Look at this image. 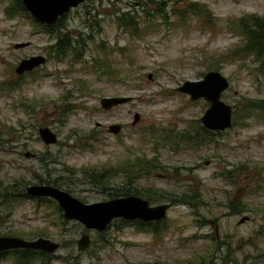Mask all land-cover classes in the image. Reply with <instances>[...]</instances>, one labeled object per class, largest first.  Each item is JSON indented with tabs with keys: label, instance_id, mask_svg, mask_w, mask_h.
I'll return each instance as SVG.
<instances>
[{
	"label": "rangeland",
	"instance_id": "1",
	"mask_svg": "<svg viewBox=\"0 0 264 264\" xmlns=\"http://www.w3.org/2000/svg\"><path fill=\"white\" fill-rule=\"evenodd\" d=\"M16 1L0 0V83L18 84L0 90V194L14 179L30 184L38 183L37 175L59 176L82 202L107 200L113 190L91 184L85 172L145 157L159 165L145 173L143 164L135 187L199 194L204 203L150 201L170 204L158 233L116 220L97 232L63 222L47 202L0 197V236L59 242L48 264H264V110L208 135L199 119L209 103L176 90L214 69L229 80L221 99L232 108L248 99L264 101V73L253 56L229 55L246 41L239 19L264 16V0H84L63 15L68 39L83 33L85 48H74L81 50L77 59L70 51L51 52L52 37ZM122 12L133 16L137 31L119 25ZM25 41L29 45L14 48ZM36 54L46 62L18 78L17 62ZM124 95L132 100L100 107V98ZM109 124L121 129L109 132ZM44 126L56 134L55 143L41 140L37 131ZM27 151L35 156L25 157ZM123 176L111 175L108 185L119 187ZM240 203L245 210H233ZM82 231L91 243L78 252ZM6 255L0 264H14Z\"/></svg>",
	"mask_w": 264,
	"mask_h": 264
},
{
	"label": "water",
	"instance_id": "2",
	"mask_svg": "<svg viewBox=\"0 0 264 264\" xmlns=\"http://www.w3.org/2000/svg\"><path fill=\"white\" fill-rule=\"evenodd\" d=\"M84 0H21L25 10L40 23L55 24L70 9L78 6ZM29 45L28 41L15 43L14 48H23ZM45 56L36 54L21 59L15 67L16 74H22L40 67L45 62ZM229 87V80L219 70H209L199 80H185L176 90L185 93L190 100L203 99L209 103L200 117L201 125L210 131H222L232 124V106L221 99L222 93ZM130 96H105L100 98V107L109 110L112 107L130 102ZM138 115H134V122ZM119 124H109L108 131L117 134ZM38 135L45 144H53L57 136L47 126L38 128ZM32 158L33 153H24ZM25 192L32 197H46L55 201L61 209L63 218L78 222L87 230L103 231L114 219L160 221L170 207L169 203L152 205L142 197L136 195L112 197L103 201L85 203L68 191L45 183H30ZM241 218L240 221H243ZM91 243V237L81 232L76 240V250L83 251ZM60 248V243L49 238L39 236L27 240L18 236H0V252L11 249H32L54 254Z\"/></svg>",
	"mask_w": 264,
	"mask_h": 264
},
{
	"label": "trees",
	"instance_id": "3",
	"mask_svg": "<svg viewBox=\"0 0 264 264\" xmlns=\"http://www.w3.org/2000/svg\"><path fill=\"white\" fill-rule=\"evenodd\" d=\"M18 5L19 11L29 15L25 8L23 7L21 0H17L15 2ZM189 7L193 11H198L199 8L196 6L195 3H191ZM8 13V11H7ZM31 16V15H30ZM32 17V16H31ZM180 17H183V14L180 15ZM33 18V17H32ZM34 23L39 26L44 32H46L49 36L52 37L54 43L50 45L51 52H56L60 55L65 54L66 52L70 51L72 55H74L73 58L77 59L81 55V50L74 49V46H70V41L68 39V35L66 33H62L63 29V21L64 16L59 17L55 24L53 25H46L44 23L37 22L34 18ZM116 21L119 23V25L127 30H130L131 32H135L138 29L137 23L133 20V16H130L129 12H122L116 17ZM238 25L242 32L246 35V41L242 44L237 46L234 49H231L229 52V55L231 56H242V55H252L254 61L257 63L258 69L261 71V73H264V16L258 17V16H244L241 17L238 21ZM150 27V26H149ZM151 28V27H150ZM154 28V26H153ZM85 42H81L77 47L84 48ZM54 48V49H51ZM100 65L102 66L103 63L100 61ZM106 71L107 75L113 76L115 73L112 70V67L107 64L106 65ZM38 70V69H37ZM31 71L29 74L33 75L35 71ZM20 78V77H18ZM82 81V80H81ZM80 82V81H79ZM5 84V85H4ZM81 87L86 88L85 83H80ZM18 86L16 82L12 81H5L0 83V90L8 88V89H14ZM239 108H241V113L239 111ZM264 110V101L262 100H251L248 99L245 104H242V106H234L232 108V124H237L239 120H245L248 117L251 116L252 110ZM252 111V112H251ZM202 132L204 134L211 135L213 134L211 131L205 129L203 126H200ZM145 157H136L131 160H127L125 163L127 165L122 166L119 165L115 167L114 169L108 168V169H102L100 171H94V170H88L87 173L85 172V175L88 179V181L91 184L94 185H101L104 188L112 189L113 192L110 194L112 197H118V196H128V195H136L142 198L147 199L149 202L153 201L155 199H164L167 198L170 200L171 203H188V204H194V205H201V203H204L203 200H201V196L199 194L194 195H187L186 193L182 194H173V193H154L150 192L149 190H140L139 188L135 187L133 185L135 176H138L142 173L141 166L145 165V173H148L150 170L156 168L159 163L156 158L153 160H146ZM144 167V166H143ZM121 173V175H124L123 177H126V181L122 183L119 187H110L108 185L109 178L111 175L116 176L117 174ZM38 183H45V184H51L53 186H57L59 188H62L68 192H70V189L63 188L62 183L60 182V177L57 176L53 179H46L42 178L41 176L37 175L35 176ZM29 182L24 179H14L12 182L8 183L5 186H2V192L0 194V197L3 199H6L8 203H10L12 200H24V199H34L37 202H47L53 206L55 211L57 212L59 218L63 222H67L68 220L63 218L61 209L57 206L55 201L46 198V197H32L29 196L25 192V187ZM170 205V204H169ZM245 206L240 203L239 209H235L233 207V210L235 211H244ZM166 217V216H165ZM165 217L160 221H140V220H124V219H114L113 221H120L122 224H127L129 222H133L135 226H137V229L139 230H148L152 232L158 233L160 230V224L163 220H165ZM112 221V222H113ZM110 226V225H109ZM108 226V227H109ZM107 227V228H108ZM106 228V229H107ZM98 232V231H97ZM101 232V231H100ZM12 235V234H11ZM14 236V235H12ZM71 241L74 240L73 237H71ZM73 243V242H71ZM61 247V244H60ZM8 254L11 255L13 258L14 264H34L36 261H40L41 264H48L51 263L52 258L54 257L51 253H46L43 251L38 250H32V249H11L7 251H1L0 252V261L4 259ZM189 263V262H188ZM192 264V263H189Z\"/></svg>",
	"mask_w": 264,
	"mask_h": 264
},
{
	"label": "flooded vegetation",
	"instance_id": "4",
	"mask_svg": "<svg viewBox=\"0 0 264 264\" xmlns=\"http://www.w3.org/2000/svg\"><path fill=\"white\" fill-rule=\"evenodd\" d=\"M83 3V2H82ZM80 5V4H79ZM77 7V6H76ZM63 17V16H62ZM47 25V24H46ZM53 25V24H52ZM64 31L62 30V33H63ZM64 33H66V32H64ZM67 34V33H66ZM69 35H71V36H73V40H70L69 39V41H70V46L72 47V46H74L75 48H78L77 47V45H79L80 43H81V41H85L84 40V38H82V35H83V33H75V34H69ZM85 36H87V35H85ZM90 36H87V38H89ZM84 48H85V46H84ZM51 49H54V48H51ZM41 55V54H40ZM32 56V55H31ZM44 56V55H43ZM27 57H29V56H27ZM27 57H23V58H27ZM23 58H21V59H23ZM45 58H47L46 56H45ZM20 59V60H21ZM19 60V61H20ZM18 61V62H19ZM17 62V63H18ZM45 62H46V59H45ZM44 62V63H45ZM15 67H16V65H15ZM15 67H14V73H15ZM40 67H42V65L40 66ZM39 67H37V68H34L33 70H31V71H34V70H37ZM31 71H28V72H24V73H22V74H16V76H18V77H23V76H26V75H30L29 73L31 72ZM113 108V107H112ZM121 129V128H120ZM35 156V155H34ZM33 156V157H34ZM83 232V231H82ZM85 232V231H84Z\"/></svg>",
	"mask_w": 264,
	"mask_h": 264
}]
</instances>
